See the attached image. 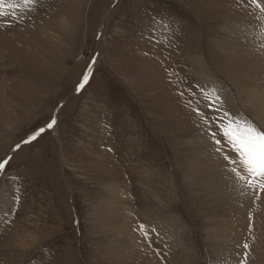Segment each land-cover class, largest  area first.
<instances>
[{
	"label": "rangeland",
	"instance_id": "rangeland-1",
	"mask_svg": "<svg viewBox=\"0 0 264 264\" xmlns=\"http://www.w3.org/2000/svg\"><path fill=\"white\" fill-rule=\"evenodd\" d=\"M255 15H264L263 0H21L11 17L0 13V264H114L107 215L98 216L111 198L119 209L127 202L143 264H264V203L250 202L237 219L218 215L223 235L209 245L219 202L184 182L192 138L213 139L233 178L245 168L234 113L264 144L228 56L229 28L264 29L248 19ZM249 62L241 65L264 98V77ZM249 181L257 197L264 175ZM171 216L189 247L182 254L150 233ZM26 234L36 240L20 249Z\"/></svg>",
	"mask_w": 264,
	"mask_h": 264
},
{
	"label": "bare ground",
	"instance_id": "bare-ground-1",
	"mask_svg": "<svg viewBox=\"0 0 264 264\" xmlns=\"http://www.w3.org/2000/svg\"><path fill=\"white\" fill-rule=\"evenodd\" d=\"M20 5L21 0H0V13H4V15L7 17H11L14 12L16 13V11L19 10ZM248 19L252 20L256 26L258 25L257 23H263L264 26V15L262 18H260L258 15H255ZM227 32L231 34L232 39L230 40L232 41V48L231 50H228L230 67L234 72V76L231 77V80L234 82H239L240 88H238V92L240 95V101L245 107H247L246 110L252 114L255 120H257V122L260 123L261 127L264 129V98H262L258 93L260 86L257 88L258 85L254 83V80H252L255 74L251 73V71L248 69H244L241 65L243 60H250L249 65H251V68H257L259 75L264 77V49L258 51L256 46L257 44L250 45L249 43H252L254 40H256L259 45L264 46V29H259L257 27L253 28L252 24H248V26H246L245 24L239 23L238 26L234 25L233 29L229 28ZM200 81L203 83L207 91L213 95V97L217 98L223 104L229 105L228 99H230V97H227L226 93L223 91L224 89L222 90V88H220L213 79H211L208 75L203 74L200 76ZM262 91L264 94V84L262 86ZM259 98H262L263 100L259 101ZM234 115L235 116L231 119V130L233 132L232 139L235 143V149L241 150L243 153V162L245 161L246 165L243 170H240L239 167V170L247 175L245 177L248 180L247 182L241 178L242 174L238 169L234 171L235 175L233 178L232 175H230V170L225 168L224 163L221 161L222 159L219 160L216 158L215 153L219 150V148L218 145L216 146L215 142L212 141L213 139L209 141L208 138L200 137L192 138L189 141L187 140L189 142V146L193 147L194 149L196 148L199 151L196 149L194 150L196 157H194V161L190 162L188 165V171L185 173L184 182L187 183L191 188L196 187L198 189L199 187H203V189H207L209 191L208 200H216L220 203L217 205L219 210L217 213L215 212L216 217H210V222L208 224L209 227L206 228V231H208L206 232L207 243L209 245H213L215 242L221 241L220 236L223 235L222 232L219 231L221 228L219 227V223L214 222L218 215L225 213V216L229 217V215H231V219H237L236 215L241 214L244 211V208L250 205V202L252 204L256 202L264 203V188L261 189L262 191L257 197H253L249 194L250 190L254 187L249 183L250 178L264 175V144L261 145V138H258L259 136L256 132H254V128L252 129L249 127V125H247L245 121L243 122V120L237 114L234 113ZM254 152H256V154ZM233 166L236 168L235 165ZM156 171L153 168L151 172L153 173ZM146 176L147 173L144 177ZM260 180L263 181V179ZM116 185L117 184L115 182H113V184L108 183L107 187L113 191L114 194H118V197L120 194L124 195V193L121 192V188L120 190L117 189L119 184L117 186ZM146 187H148L147 185L144 186V188L148 190ZM171 195H169V197ZM164 197L166 199L169 198H167L166 194ZM113 201L114 198H111V202L108 201L109 203H107L109 210L106 212L101 209L102 211L98 214V216H103V219H105L106 217L104 214L107 215V230L113 236L112 249L110 251L113 255H119V257L117 256V258L114 259V264H129L132 261H137V264H143V253L139 252L142 254L141 256H138L137 253V251H141L143 249L141 246L139 247V238L134 235L133 230L130 228L131 221L129 219V215H127L129 214L128 206L126 205L127 202L122 206V209H119L121 207L117 205L115 201ZM262 207H264V205ZM92 215H94V213ZM174 220L177 221L178 219H176L174 216H171V218H168L166 221L162 219L157 222L155 221V223H151L150 233L157 242L163 241V246L171 247L172 249L170 250H173V248H180V252L182 254L183 249H189V247L178 241L175 234L178 233L179 229L178 227H174ZM222 226H226L225 228L229 229L232 228V230H234L233 227L238 228V225H229L227 219L222 220ZM172 229H176L177 231L175 232L174 230V233ZM35 240V237L28 234L25 240L22 239L20 242H18V247L20 249L27 250L25 248H29V246H31ZM153 240L151 239L150 243L153 242ZM145 245L147 246L146 243ZM151 245L152 244L147 246L150 251L152 248ZM128 253H130V256ZM191 254L192 253L188 250V258H190L189 255ZM145 256V260L147 262V254H145ZM124 257L130 259H123L122 263H120V259ZM148 262L153 264L150 258H148Z\"/></svg>",
	"mask_w": 264,
	"mask_h": 264
},
{
	"label": "water",
	"instance_id": "water-1",
	"mask_svg": "<svg viewBox=\"0 0 264 264\" xmlns=\"http://www.w3.org/2000/svg\"><path fill=\"white\" fill-rule=\"evenodd\" d=\"M55 120V119H54ZM52 125H54V122H52Z\"/></svg>",
	"mask_w": 264,
	"mask_h": 264
}]
</instances>
